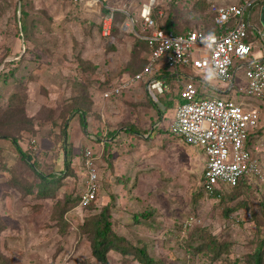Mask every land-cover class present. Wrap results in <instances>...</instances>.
Wrapping results in <instances>:
<instances>
[{"label": "rangeland", "instance_id": "obj_1", "mask_svg": "<svg viewBox=\"0 0 264 264\" xmlns=\"http://www.w3.org/2000/svg\"><path fill=\"white\" fill-rule=\"evenodd\" d=\"M143 1L101 3L118 11L128 9L134 18ZM240 1L205 2L209 9ZM155 2L157 14L172 7L182 26L203 30L208 11L201 15L195 0ZM260 5L254 3L245 14L250 28L259 24ZM103 6L97 13L69 0H0V134L15 129L19 147L40 165L38 171L62 177L48 196L41 197L38 179L18 162L11 143L0 139V264H99L91 256V231L85 223L103 207L111 231L133 247L144 246L157 264H230L250 255L264 235V224L257 228L252 219L254 210L259 217L264 211L258 205L264 202V170L260 178L245 180L246 188L231 200L229 188L217 197L205 195L200 188L204 155L167 131L174 108L158 115L151 104L160 107L149 100L142 85L102 100L101 93L132 75L130 69L140 68L146 55L124 30L126 17L120 12L114 33L100 35ZM171 89L166 98L174 100ZM232 95L238 103L241 95ZM241 97L259 108L249 146L264 164V100ZM11 98L16 99L14 107L9 105ZM10 111L29 120L30 129L13 127L7 120ZM79 112L84 114V128ZM63 137L70 154L68 177ZM85 149L92 152L97 186L89 207L77 203L87 177ZM145 212L151 215L141 217ZM209 235L229 245L217 260L205 251L192 254L187 246H203ZM106 261L137 264L114 251L106 253Z\"/></svg>", "mask_w": 264, "mask_h": 264}, {"label": "built area", "instance_id": "obj_2", "mask_svg": "<svg viewBox=\"0 0 264 264\" xmlns=\"http://www.w3.org/2000/svg\"><path fill=\"white\" fill-rule=\"evenodd\" d=\"M69 1L97 13L103 6L101 0ZM254 3L264 5V0L211 5L215 34L199 30L184 35L163 32L152 17L155 0L143 1L134 18L129 17L128 9L118 11L104 6L105 13L100 17V35L108 37L113 13L124 14V30L143 41L147 48L143 68L104 90L102 100L142 85L149 100L158 105V100L170 94L173 87L176 105L167 131L202 151L205 160L201 186L209 196L217 197V193L249 177L260 178L264 170L263 162L247 141L257 127L259 108L246 104L241 97L264 100V31L250 28L245 19ZM249 35L252 41L247 42ZM257 47L261 53L258 58L254 51ZM240 59L244 60L237 62ZM161 66L165 67L170 83L153 78ZM239 75L244 84L237 83ZM233 92L241 95L238 103L233 102ZM92 161V152L85 149L83 167L87 177L79 195V205L83 207L94 201L97 190Z\"/></svg>", "mask_w": 264, "mask_h": 264}, {"label": "trees", "instance_id": "obj_3", "mask_svg": "<svg viewBox=\"0 0 264 264\" xmlns=\"http://www.w3.org/2000/svg\"><path fill=\"white\" fill-rule=\"evenodd\" d=\"M205 1L206 0H195V2H197V5H198L197 10L199 12L201 11V13H200L201 15H205V12L208 11V15H207L206 19H203L202 20L203 22L201 21L203 24V30H200V31L202 33H205V34H215L217 32V28L213 23L214 15L211 12V6L208 9V5L206 4ZM156 10H157V7H155V9H154L152 17L155 21L156 27L159 28L160 30H162L163 32L171 33L173 35H184L187 32L192 31V29H189L185 26H182L179 23V17L176 15V13L172 7H171V10H168V8L163 9L160 13V16H157L158 14H157ZM104 13H105V10L102 9L101 14H104ZM122 16L123 15L118 13V12L113 13L112 23H111V31H110L111 34H113L114 31L116 30L115 26H114L115 20L118 19L120 21ZM23 30H24V28L22 27L21 31H23ZM246 41L250 42L249 37H247ZM136 42H137V45L141 46L144 49L146 55H145V58L142 60V64H141L140 68L138 67V68H136V70H134L133 68L130 69V71L133 73L132 75L138 73L143 68L145 61H146V56H147L146 44L139 39H136ZM80 64H82V63L80 62L79 65ZM132 75H130V76H132ZM153 78L162 79L163 81H165L167 83L171 82V80L167 76V72L165 71L164 66L160 67L159 74L158 75L156 74ZM168 95L169 94L161 97L158 100L157 106L160 107V110L155 105L151 104L152 108L157 111L158 115H160V113L164 114L170 108H175V105H176L175 99L171 100L170 98H166V97H168ZM11 100L13 103L11 102V104H9V105L14 107V103H15L16 99L11 98ZM78 117H79V123H80L81 127L84 128L85 127L84 114L82 112H79ZM7 120L12 121L13 127H14V125H17L18 130L19 129H30V127H31V122L29 120H26L24 117L21 119H18L17 115L14 111H10V113L8 114ZM6 125L9 126L8 124H6ZM63 128H66L65 124H64ZM125 131L137 133L136 130L133 128H127V129H125ZM63 135L65 136L64 131L62 132V136ZM0 139L8 140L11 143L14 151L17 154L18 162L20 164H22L25 168L30 170L33 173V175L38 179L39 182L36 185V190H37L38 194L44 198L46 196H48V194H49L48 192L51 191L55 187V185L59 182V180L62 178L60 176V174L56 175V174L51 173V174L44 175V174L40 173L38 171L40 165L37 164L35 162V160H33L31 158L30 153L21 150V148L19 147L18 138H17V131L15 129H14L13 133L12 132L1 133ZM247 141H248V143H250V135L248 136ZM62 143H64V145H63V156H64L63 167H64V171H65L64 176L68 177L71 174V171L69 169V156H70V154H69V151L65 149L64 137H63ZM245 180H247V179H244L242 181L237 182L232 187H228L230 190H232L231 195L228 196L229 200L233 199L237 194H239L243 188H246V185H245L246 181ZM201 181H202V176H201ZM52 185H53V187L50 188V186H52ZM200 188L202 190V186H200ZM27 191L30 193L31 189L28 188ZM222 193H224V190L221 191V194ZM217 194L219 195V193H217ZM213 196H215V195H213ZM222 196H224V195H221V197ZM68 201H66V203ZM78 201H79V199L77 198V203H78ZM91 203H89V204H91ZM241 203L242 202L236 204L233 208L226 209L224 211L223 216L226 218L227 214L229 212H231L233 209H235ZM258 205L260 207H264V202H258ZM150 215H151V212H149V213L145 212L144 214L141 215V217L145 218V217L150 216ZM252 219L255 222L256 227L260 228L261 225L264 224V211L260 210V217H259L256 210H254L252 212ZM261 219L263 221H261ZM85 225H89L90 231H91V243H90L91 256L99 264H107L106 253L109 251H114L115 253H117L121 257L130 256L131 259H134L137 262V264H157L156 261L152 260L148 256L144 246L133 247V246L125 243V240L122 237L116 236L111 231V224H110L108 214H107V207H103L97 215H94L89 220H87ZM0 231H1V227H0ZM187 246H190L192 254H196L198 252L205 251V252H208L209 254H211L212 258L215 260H217V258L220 254L226 253L228 251V248H229V245L227 242H224L221 239L214 237V236H211V235H209L207 243H205V245H203V246L200 245L198 247H192L189 244ZM263 254H264V235L262 236L261 240L258 242L256 247L252 250V253L250 255H246L245 257H243L241 259L235 258L230 264H264Z\"/></svg>", "mask_w": 264, "mask_h": 264}, {"label": "crops", "instance_id": "obj_4", "mask_svg": "<svg viewBox=\"0 0 264 264\" xmlns=\"http://www.w3.org/2000/svg\"><path fill=\"white\" fill-rule=\"evenodd\" d=\"M242 1H244V0H242ZM240 2H241V1H240ZM240 2H238V3H240ZM235 4H236V3H235ZM262 7H264L263 4H261L259 8H256V9H257V13H256V15L258 16L259 24L255 25V26H252V28L255 29V30H257V31H264V12H262V14H261V9H262ZM261 20H263V24L261 23ZM248 24H249V20H248ZM249 25H251V24H249ZM248 37H249V40L252 41L250 35H249ZM253 41H254V40H253ZM254 51H255V54H256V53H260V51L258 50V47H257V49H254ZM237 83H238L239 85L242 84L241 76H239V78H237ZM201 152H202V151H201ZM202 155H203V153H202ZM203 157H204V156H203Z\"/></svg>", "mask_w": 264, "mask_h": 264}, {"label": "water", "instance_id": "obj_5", "mask_svg": "<svg viewBox=\"0 0 264 264\" xmlns=\"http://www.w3.org/2000/svg\"><path fill=\"white\" fill-rule=\"evenodd\" d=\"M264 12V8L261 9V14ZM261 23L263 24V20H261Z\"/></svg>", "mask_w": 264, "mask_h": 264}]
</instances>
